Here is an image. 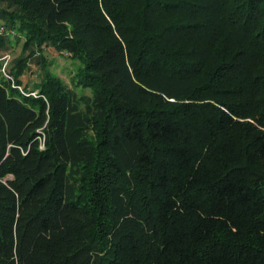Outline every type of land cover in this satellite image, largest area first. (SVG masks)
<instances>
[{
	"label": "trees",
	"instance_id": "obj_1",
	"mask_svg": "<svg viewBox=\"0 0 264 264\" xmlns=\"http://www.w3.org/2000/svg\"><path fill=\"white\" fill-rule=\"evenodd\" d=\"M0 22V264H264V0H0Z\"/></svg>",
	"mask_w": 264,
	"mask_h": 264
},
{
	"label": "rangeland",
	"instance_id": "obj_2",
	"mask_svg": "<svg viewBox=\"0 0 264 264\" xmlns=\"http://www.w3.org/2000/svg\"><path fill=\"white\" fill-rule=\"evenodd\" d=\"M10 53L12 55L11 63H13L15 57H17L21 52V45L20 46H10L8 49H0V55H4L5 53ZM48 59H54L57 61V64L53 66V69L60 74L62 78L69 81V69L74 67V64L71 60H67L63 58L61 55L53 52L52 50L48 51L47 53ZM41 73V66L37 61L30 62V69L25 71L23 75V81L27 84H32L34 81L40 78Z\"/></svg>",
	"mask_w": 264,
	"mask_h": 264
},
{
	"label": "built area",
	"instance_id": "obj_3",
	"mask_svg": "<svg viewBox=\"0 0 264 264\" xmlns=\"http://www.w3.org/2000/svg\"><path fill=\"white\" fill-rule=\"evenodd\" d=\"M6 31H7L6 26L2 22H0V33H5ZM11 60H12V55L8 52L0 57V61L2 62L1 72L4 75L8 76L7 67L9 66V63L11 62Z\"/></svg>",
	"mask_w": 264,
	"mask_h": 264
}]
</instances>
